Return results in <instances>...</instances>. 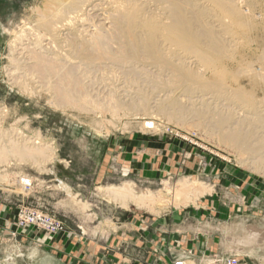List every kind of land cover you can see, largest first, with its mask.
<instances>
[{"label":"rangeland","instance_id":"rangeland-1","mask_svg":"<svg viewBox=\"0 0 264 264\" xmlns=\"http://www.w3.org/2000/svg\"><path fill=\"white\" fill-rule=\"evenodd\" d=\"M69 1L71 0H60L61 4L51 5V8H61L63 5H67ZM138 1L142 4L140 5ZM138 1L136 0L137 6L139 9L142 8L140 10L143 12L141 14L144 18L151 16L153 22L155 20H165L166 22L165 15L162 14V7L156 11L150 4H146V0ZM235 2L237 3L235 4ZM210 3L211 0H207L200 5L201 7H198L204 8L203 22L205 21L207 25L210 24L208 28L214 31L216 35L218 34V39L221 36V40L229 44H217L218 48H223L222 53H225L221 55V62H219L227 66L223 79H218L213 75L212 77L210 75L212 73H206L204 70H202L204 73L201 72V76L194 75V73H198L196 67L190 65L191 68L188 65V75L170 73L172 75L170 76V74L161 73V76V74L158 75L149 71L148 74L150 75H147L144 71L139 73L141 75L137 73L135 80L122 70L118 71L119 68L116 66L106 65L105 69L90 71V75L88 74L89 71L82 72L84 95L87 97L90 94L87 98L93 100L91 103L93 107L90 106L91 104L86 98L87 101H77L79 103L78 108V103L75 106L55 104L57 101L55 100L54 103V100H51L54 95L51 98V94H47L36 86L37 84H34L35 87L28 84L27 90L24 91L25 87H23L20 78L19 80L16 78V76L22 77V75L18 71L13 72L15 69H13L11 60L16 56L17 51H12L19 48V40L17 41L16 37L25 31L28 33L32 29L38 30L45 20L40 18L41 11H44L45 7L51 4V0H0V147L4 146L3 152L2 150L0 152L1 157L7 156L4 162L1 161L3 159L0 157V264H129L126 260H130V263L135 261L141 264H152L151 259L154 258L157 242H153L148 234L145 235L147 241L142 239V236L138 234L139 229L147 228L148 224L159 223L167 217L183 216L192 211L202 212L205 216H210L211 209H216L221 217L225 214L227 219L222 224H226V231L233 232L234 229L239 231L244 225V229L242 228L243 243L240 246L243 249L255 247L253 244L251 245L249 239L250 236L253 238L256 234L252 228H264V218L260 220V224L253 225L248 211L253 204L252 202L256 201L255 199L264 198V163H262L264 162V154L261 150L256 149L261 144L260 141L262 140L260 139L264 138V135L261 134L264 129V119H262V117L264 118V83L258 80L256 85L252 76L264 74V0H232L230 2L240 14L243 22L241 28L231 26V28L233 27L231 35H222L220 29L215 28V25L213 26L215 24L212 21L213 18L220 20L229 14L223 13V9ZM203 5L204 7H202ZM149 7L152 9L150 13L146 12ZM212 10L215 12L213 13ZM145 12L148 13L146 15L148 17L145 16ZM193 12H189L191 17ZM213 14L218 17H214ZM105 16V14L101 15L97 17L98 19L94 18L95 20L92 16V19L90 18L91 20L86 24L94 27L95 24L105 23ZM193 25L196 27L194 31H200L198 36L201 40V46V43L207 42L208 30L198 24ZM233 43L234 45H232ZM229 54H231L230 59ZM232 59H235L234 61L237 63H234ZM252 65L253 67H251ZM106 70H108L107 75L105 74ZM111 70L114 71L112 72L114 75ZM251 71L253 72L251 73ZM10 73L15 77L14 80H11ZM110 73L112 77L108 76L111 75ZM196 75L198 77H195ZM160 76L161 78H159ZM187 76H190L189 79ZM202 76L204 79L201 80ZM137 77L142 80L141 84H139L140 81ZM164 77H166L165 80ZM178 77H180V81ZM191 77H194L195 80ZM84 80L87 84L84 83ZM189 81L190 83L192 81L191 85ZM218 81L220 84L217 83ZM99 82L102 83L99 84ZM129 82L134 85H130ZM160 86L163 87L160 88ZM209 86L213 87L209 89ZM131 88L135 90L133 91ZM237 88L250 96L251 100L246 96L242 97V101L233 99L231 96L233 92L231 91ZM118 89H122L121 93ZM124 89H127L125 90L126 93L123 92ZM99 90H102L101 93ZM117 90L120 95L125 93L129 98L121 100L124 101L119 106L120 111L121 109L122 111L120 113L118 109L115 110V112L117 111L116 115V113L111 114L110 106L109 109L107 108L110 100L108 99L107 102V98H110V95H116L117 98L121 99ZM229 91L230 94L226 95ZM106 92L110 93L106 94ZM139 92L142 96L146 94L144 97L149 99L147 102H150V108L146 111H140L136 108L134 110L136 113H133L134 111L132 112L130 106L134 102L138 104L141 96ZM143 92L146 93L143 94ZM95 98L96 101H94ZM161 98H167L165 99L167 101L162 103L167 105L165 114L158 112L159 107L162 106L153 105L154 99L159 101ZM128 99H131V103ZM100 100L101 103L98 102ZM102 100L106 102H102ZM97 102L101 104V107ZM170 102H176V104L169 106ZM241 103L243 106H240ZM228 104L231 110L228 108ZM174 107L175 109H173ZM258 107L259 110H257ZM129 108L130 111H128ZM180 108L184 109L185 112ZM125 109L127 111H123ZM139 111L144 115L140 114ZM102 112L104 113L101 115ZM137 113L138 115H136ZM225 113L226 116L231 117H225ZM260 117L261 120L259 121ZM220 118L232 120H227L228 122L219 125L217 122L221 120ZM259 126L262 127L260 130L258 129ZM230 127L231 129L232 127L238 129L243 134H248V132L254 134L253 144L250 140V143L245 145V147L252 145L246 150L247 152H244L245 149H241L239 145L225 139L223 131L234 132V130L230 131ZM14 136L16 137L14 138ZM22 141L26 144L28 142V144L25 145ZM9 142L13 144L11 145ZM138 142H148L146 146H151L149 143H164L166 148L168 147L167 156L171 153L172 164H175V166L169 164V167H175V169L161 170L159 164H156L151 171L143 167L140 158L136 161L137 163L133 162L127 151L129 152V148H134L133 146H136ZM256 142L260 143L257 145ZM21 144L28 151L23 149ZM32 147L42 148L43 154H39V156L34 152L33 155L26 156L31 154ZM10 148L12 153H9ZM29 148L31 149L29 150ZM138 148L137 145L136 149ZM254 149L258 152L257 154ZM6 150L10 155H7ZM18 150L21 152L23 150V157L18 156L22 154H15L14 151ZM248 152L249 154H247ZM3 153L5 154L3 155ZM254 154L256 157L261 156L256 159L255 156L253 158ZM44 157H47L46 160ZM174 157L177 160L174 161ZM251 157L255 160L253 161ZM5 162L6 164H4ZM163 163H167L166 159L163 160ZM21 179H27L29 183L25 185ZM180 181L201 183L210 187L211 192L198 198L194 204L189 203L180 206L178 203L172 202L173 191L178 188ZM124 183L133 184L132 190L135 194L150 192L153 197L166 200V208L155 213H149L147 208L138 207L131 202L124 206L108 193V189L111 187L118 188ZM222 208L226 211L224 212ZM29 216H37L44 222H50L51 226L37 222L31 223L28 219ZM226 237L228 238L227 241L231 243L228 234ZM147 244H152V247L147 246ZM233 246V243L228 245L231 249ZM155 258L158 256L156 255ZM235 259L237 264L241 263L238 258L235 257ZM184 260L194 264L192 261ZM224 261L225 259L220 260L216 264Z\"/></svg>","mask_w":264,"mask_h":264},{"label":"bare ground","instance_id":"bare-ground-1","mask_svg":"<svg viewBox=\"0 0 264 264\" xmlns=\"http://www.w3.org/2000/svg\"><path fill=\"white\" fill-rule=\"evenodd\" d=\"M205 1H207V0H146V4H150L152 6V8L156 9V11L159 10L158 9L159 7H162L161 8V9H163L162 14L165 15L164 18L166 19V22H165V20H163V21L162 20H160V21L159 20L158 21L155 20L153 22L151 20L152 18H150L151 16L150 17L146 16L148 14V13L146 14V12L150 13L152 11V9H150V7L148 9L146 8L147 11L144 14L148 18H144L143 14H141L143 12H141V10H140L142 8H140V9L138 8L136 0H71L65 6L62 4L63 7H61V8H59V7L51 8V5L61 4L60 0H51V4L46 6L44 11H41L40 18H42V20L43 19H45V20L43 21V24L40 25L38 30L37 29H32V28H31L32 30H30V28H29L30 32L25 33L27 31L24 30L25 32H22L21 34L19 33L20 36L18 34L19 37H16L17 41L19 40V44H18L19 48L15 49V51L14 50L12 51V52H16L17 51L15 53L16 56H14L12 58V60H11L12 63H13V66H14L13 69H15L13 72H17L18 71V73L22 75V77H17L16 76V78L18 80L20 78L21 83L24 85L23 87H25L24 91L27 90L26 86L28 84L30 86H32V85L34 86V84H37L36 86H38L40 89H42L45 92H47V94H51V98L53 97L52 95H54V98L51 99V100L52 101L54 100V103H55V100H56L57 102L55 104H59L61 106H65V105H69V106L73 105V106H75V104L78 103L77 101H87L85 99L88 96H90V94L87 97H86V95H84V91H83L84 90V88H83L84 86L82 84L83 83L82 82L83 78L81 79V76L83 74L82 72L86 73V72L89 71L88 74L90 75V71L93 72V71L101 70L103 68L105 69L106 65L116 66L117 68H119L118 71L122 70L125 74L130 76L132 79L136 78L137 73L139 74V73L144 72V71H145V73H147V75H150V74H148V71L151 72V73H156L158 75L161 74V73H164L165 75L166 74H170V73H172V74L173 73L174 74L178 73V74H182V76L183 75H188L189 74V72L187 71V68H189L188 65L196 67V71L198 73H194V75L195 74L200 75L201 72H203L202 70H204V71H206V73L207 72L212 73V74H210L211 76L213 75V76H215L218 79H223V75L227 71V68H226L227 66H224L222 63H219V62H221V57H222L221 55L224 52L222 53L223 48H221V49L218 48L217 44L218 43L228 44V43L223 41V40H221V38H222L221 36L218 39V37H217L218 34L216 35V33L214 31H212L211 29L208 28V26L210 24L207 25V23H205V21L203 22L204 13H205V12H203L204 8L202 9V8H199L198 6H200L201 4H204ZM231 1L232 0H211L212 4H214L215 6L219 7L220 9H223V13L229 14L227 17H225L223 19L220 18V20H215L213 18V20H212L215 23V24H213V26L215 25V28L218 27L220 29V31L222 32V35L223 34L224 35H229V34L231 35L232 34L231 33L232 32V28H233V27L231 28L232 25L233 26H238L239 28H241V26L243 25L242 18L240 16V14L235 10V8L232 7L233 5L230 3ZM238 2H240V1H238ZM236 3L237 2H235V4ZM139 4H140V2H139ZM140 5H139V7H140ZM206 5H205V7H206ZM214 5H212V6H214ZM144 7H145V5H144ZM202 7H204V5ZM198 8H199V10H198ZM210 8H211V6H210ZM215 8L216 7H214V9ZM216 10H217V8H216ZM189 12H193L192 13L193 14L192 17H191V14L189 15ZM212 12H213V10H212ZM104 14L106 15L105 16V23H103V22L101 23L100 22L101 24H99V25L95 24L94 27L89 26V25L86 24L87 22L89 23V20L92 19L91 18L92 16H93V19L94 18L98 19L97 17H100L101 15H104ZM159 15H161V13H159ZM156 16H158V15H156ZM222 16H223V14H222ZM154 17H155V15H154ZM214 17H218V16H216V14H215ZM160 18H161V16H160ZM243 19L245 20V18H243ZM42 20H41V22H42ZM106 20H107V22H106ZM39 21H40V19H39ZM97 21L98 20H96V22ZM98 23H99V21H98ZM193 24H198L201 27L206 28V30H208V32L206 31L207 35H208L206 37L207 42L205 44L201 43V46H200L201 40L199 39V36H198L200 31H197V32L194 31L196 29V27ZM229 38H231V37H229ZM232 41H233V38H232ZM234 43H236V42H234ZM234 43L232 45H234ZM13 48H15V47H13ZM12 54L14 55V53H12ZM230 55L231 54H229V56ZM230 58H231V56L229 57V59ZM223 59H224V57H223ZM235 62L236 61H234V63ZM185 65H186V68H185ZM251 67H253V65ZM251 67H249V68H251ZM259 67H261V66H259ZM249 68H246V69H249ZM107 71L108 70L105 71L106 75H107ZM246 71H248V70H246ZM253 71H251V73ZM112 72H114V71L111 70V73ZM99 74H101V72H99ZM112 74L108 75V76L112 77ZM96 75H98V74H96ZM96 75H95V77H96ZM117 75H118V73H117ZM119 75H121V74H119ZM139 75H141V74H139ZM124 76L125 75H123V77ZM161 76H162V74H161ZM161 76L159 78H161ZM170 76H172V75L170 74ZM10 77L12 78L11 80L15 79V77H13V74H11ZM121 77H122V75H121ZM151 77H152V75H151ZM189 77H188V79H189ZM195 77H198V76L196 75ZM202 77H201V80L204 79V77L203 78ZM252 77H253L254 83L256 85L258 84V82H257L258 80H261L264 83V74L254 75ZM92 78H94V77H92ZM98 78L101 79L100 77H98ZM147 78H148V76H147ZM165 78L166 77H164V80H165ZM168 78H171V77H168ZM179 78L180 77H178V80L180 81L181 79H179ZM99 79H98V81H99ZM113 79H115V78L113 77ZM116 79H117V77H116ZM132 79H130V81ZM138 79L140 81L139 84H141L142 80H140V77ZM174 80H175V78H174ZM174 80H172V81H174ZM193 80H195V79H193ZM89 81H91V80L89 79ZM92 81H93V79H92ZM127 81H129V80H127ZM157 81L159 82V80H157ZM210 81H211V79H210ZM17 82H19V81H17ZM103 82H104V80H103ZM161 82L163 83V80ZM206 82H207V80H206ZM84 83H85V80H84ZM101 83L99 82V84H101ZM122 83H124V82L122 81ZM143 83H145V82H143ZM189 83H190V81H189ZM217 83L220 84L219 81ZM221 83H223V82H221ZM263 83H261V84H263ZM14 84H16V83H14ZM14 84H13V86H14ZM85 84H87V83H85ZM131 84H133V83H130V85ZM147 84H148V81H147ZM147 84H145V85H147ZM191 84H192V81H191L190 85ZM202 84H204V83H202ZM208 84H209V82H208ZM115 85H116V83H115ZM135 86H136V84H135ZM143 86H144V84H143ZM149 86H150V84H149ZM194 86H195V84H194ZM213 86H209V89H210V87H213ZM92 87H95V86H92ZM111 87H108V88L110 89ZM119 87H121V86H119ZM162 87L160 86V88H162ZM168 87H170V86H168ZM171 87H172V83H171ZM173 87H175V86H173ZM98 88H101V87H98ZM204 88H205V85H204ZM206 88H207V85H206ZM131 89L133 90V88H131ZM138 89H140V88H138ZM141 89H143V88H141ZM118 90L121 93L122 89H118ZM118 90H117V93H118ZM125 90H127V89H124L123 92H125ZM149 90H151L150 87H149ZM95 91H96V89H95ZM101 91H100V93H101ZM231 92H233L232 95H231L233 99H237V100L240 99L241 100L243 96H246L247 98H249V100H251L250 96H248L247 94L242 93L239 88H237V89H235V90H233ZM24 93H26V92H24ZM108 93H110V92H106V94H108ZM125 93H123L121 95L118 93L119 97H121V99L117 98L116 95L112 96V95L109 94L111 96V97L109 96L110 98H107V102H108V99H110L109 100V105L107 104V106H108L107 107L105 105L106 104L105 103L104 106H106L108 109H109V106H110V109L112 111L111 114L116 113V115H117V111L115 112V110H117V109L121 113L122 109L120 111L119 106H121L123 104V102H124V101H121V100L122 99L125 100V98L128 97ZM145 93L143 92V94H145ZM220 93H221V91H220ZM27 94H29V93H27ZM150 94H151V92L149 93V95ZM227 94L229 95L230 91L227 92L226 95ZM140 95H141V93H140ZM149 95H147V96L149 97ZM223 95H225V94H223ZM104 96H106V95H104ZM129 96H130V94H129ZM144 96H142V95L140 96L138 104L137 103L135 104V102L132 103V105L130 104L132 112L136 108L140 109V111L141 110H145L146 111V110H148L150 108L149 107L150 102L148 103L147 102L148 98H146ZM210 96H213V95H210ZM99 98H98V100H99ZM131 98L133 99V97H131ZM101 99H103V98L101 97ZM157 99L153 100V105L156 106V107L157 106L158 107L162 106V107H159V111L158 112H160V114L161 113L165 114L167 105L165 106V104H162V103H165L167 101L165 99H167V98H161V100H159V101H157ZM128 100H130V103H131V99H128ZM168 100H169V96H168ZM256 100H258V99H256ZM92 101L93 100L90 99L88 101V103L91 104ZM94 101H96V98H95ZM134 101H136V100H134ZM223 101H224V99H223ZM229 101H231V100H229ZM98 102L101 103V100L98 101ZM102 102H106V101L102 100ZM232 102H234V101L232 100ZM83 103H85V102H83ZM100 103H98V104H100ZM85 104H87V103H85ZM175 104H176V102H170L169 106H172V105H175ZM232 104H234V103H232ZM241 104H240V106H243V104L242 105ZM246 104H248V103H246ZM246 104H244V105H246ZM127 105H129V104H127ZM52 106H54V105H52ZM80 106H81V104H80ZM90 106L93 107L92 104ZM99 106L101 107V104ZM169 106H168V108H169ZM65 108H67V107H65ZM78 108H79V103H78ZM168 108H167V110H168ZM223 108H225V107H223ZM223 108H222V110H223ZM228 108H229V104H228ZM231 108H232V106H231ZM75 109L77 110L76 107H75ZM84 109H82V110H84ZM173 109H175V107ZM180 109H182V108H180ZM240 109H241V107H240ZM96 110H97V112H99L97 108H96ZM182 110H184V109H182ZM257 110H259V107L257 108ZM100 111H102V110H100ZM123 111H127V110L125 109ZM128 111H130V108H129ZM140 111H139V113L143 114ZM238 111L239 110H237V112ZM104 112H102L101 115ZM177 112H178V110H177ZM183 112H185V110ZM234 112H236V111H234ZM99 113H98V115H99ZM106 113H108L107 110H106ZM133 113H136V112L134 111ZM180 113H182V112L180 111ZM238 113H240V112H238ZM238 113H237V115H239ZM235 114H234V116H235ZM257 114H258V112H257ZM136 115H138V113ZM174 115H175V113H174ZM226 115L227 114L225 113V117H228ZM229 115H230V112H229ZM170 116H171V113H170ZM170 116H168V117H170ZM180 117H182V116H180ZM220 117H222V116H220ZM229 117H231V116H229ZM244 117H243V119H244ZM228 118H223V119L220 118L221 120L219 121V119H218L219 122H217V123L219 125H222L227 120L228 121L230 120ZM256 119H257V117H256ZM262 119H264V118L262 117ZM180 120H182V119H180ZM260 120H261V117H260L259 121ZM251 122L256 123L255 121H251ZM259 123H261V122H259ZM240 127H242V126H240ZM243 128H244V126H243ZM260 128H262V127L259 126L258 129L260 130ZM221 129H222V127H221ZM223 129H224V127H223ZM246 129H248V128H246ZM232 130H234V132H232V133H230L228 131H223L225 133L224 134L225 135V139H227L230 142H233L234 144L239 145V147L241 149L242 148H243V150L245 149L244 152H247L246 150H248V148L250 146H252V145H248L247 147H245V145L250 143V140H251V142L253 144V136H254V134L249 133V132H248V134H246V133L243 134V133H240L238 131V129H233V127L231 129V127H230V131H232ZM261 134H262V136L264 135V129L261 132ZM224 135H221V136H224ZM15 137L16 136H14V138ZM256 138H258V137H256ZM263 139H260V140H262V141H260L261 144H260L259 148L257 147L256 149L257 150H261V152H263V154H264V140ZM10 142H9V144L12 145L13 143H10ZM14 142H16V141H14ZM28 142H29V140H28ZM28 142H27V144H28ZM260 142H258V143H260ZM22 143L27 145L26 142L24 143L22 141ZM34 143H36V142H34ZM258 143L256 142L257 145H258ZM9 144H7V145H9ZM14 146H17V145H14ZM3 147L2 146L0 147L1 148L0 151L2 150V152H3ZM21 147L23 149L27 150V148H25V146H22V144H21ZM34 147H32V149L29 148V150L31 149V151H30L31 154H28V152H27L28 150L27 151L24 150V152H26L28 154L26 156L33 155L34 152L37 153V155L43 154L42 153V151H43L42 148L39 149L38 147L37 148H34ZM237 148H238V146H237ZM251 149H253V148H251ZM10 150H11V148H10ZM15 150H17V149H15ZM18 151H14L15 154H17V153L22 154V155H18V156L19 157H21V156L23 157V153H22L23 150H22V152L21 151L18 152ZM10 152L12 153V150L9 151V153ZM6 153H7V150H6ZM9 153H7V155ZM26 153H24V154H26ZM252 153H254V152H252ZM255 153L257 154L258 152H256V150H255ZM4 154L5 153H3V155ZM247 154H249V152ZM256 154L253 155V158H254V156L256 157ZM44 155H47V154H44ZM12 156H15V155L13 154ZM259 156H261V155H259ZM0 157H1V152H0ZM2 157H1V159H3V160H1V159L0 160L2 162H4V159L7 156L3 157V158ZM35 157H37V156H35ZM41 157L43 158V156H41ZM258 157H256V159ZM30 158H33V157L30 156ZM38 158H36V159L38 160ZM46 158L44 157L45 160H46ZM253 158L251 157V159H253ZM263 158H264V156H263ZM34 160H35V158H34ZM254 160L255 159H253V161ZM1 161H0V164H1ZM5 161H7V160H5ZM256 161H259V160H256ZM262 161H263V159L261 160V162ZM251 162H252V160H251ZM262 163H264V162H262ZM4 164H6V162ZM21 182L23 184H25V185H27L29 183V181L27 179H21ZM133 187H134L133 184L124 183L122 186H120L118 188L111 187L110 189H108V193L111 194L112 198H114L115 200L120 201L124 206H126L125 205L126 203L131 202V203H133V205L135 204L138 207H142L143 206V207L147 208V210H149V213H151V212L155 213V212H157V211H159V210H161L163 208H166L165 207L166 206V204H165L166 200L163 201L164 199H160L159 197L155 198V196L153 197V195L150 192H145V193H142V194H139V195L135 194L133 192V190H132ZM210 192H211V188L206 186V185H203L201 183L200 184L199 183L198 184L197 183L194 184V183L187 182V181H180L178 183V188L173 191L174 195H173L172 202L178 203V205H180V206L181 205L184 206V205H187L189 203L194 204L195 201L198 198H200L201 196H203L206 193L209 194ZM156 195H158V194H156Z\"/></svg>","mask_w":264,"mask_h":264},{"label":"crops","instance_id":"crops-1","mask_svg":"<svg viewBox=\"0 0 264 264\" xmlns=\"http://www.w3.org/2000/svg\"><path fill=\"white\" fill-rule=\"evenodd\" d=\"M147 143L138 142V149H136V145L133 146L134 148H129V152L126 150L133 162L140 158L143 167L151 171L156 164H159L161 170L175 169V167H169V164H172V154L167 156L168 147L166 148L164 143H149L151 146H146ZM165 159L168 164L163 163ZM175 160H177L176 157H174ZM172 165L175 166V164ZM255 200L248 212L253 225H258L261 223L260 220L264 218V198ZM222 209L224 212L226 211L224 208ZM226 219L225 214L223 217L219 216L216 209L210 210V216H205L202 212L192 211L183 216L167 217L159 223L148 224L147 228L139 229L138 234L145 241H147L145 235L148 234L153 242H157L154 258L151 259L152 264H172L178 259H186L194 264H216L220 260L235 257L241 261L240 264H264V228H252L256 234L253 238L250 236L249 239L251 245L253 244L255 247L243 249L240 245L243 243L242 228L244 225L239 231L234 229L233 232L228 230L227 232L225 230L226 224H222L225 223ZM226 233L234 245L233 249L228 247L231 243L227 241ZM254 242L256 243L254 244ZM144 245L146 246L145 243ZM147 246L152 247V244H147ZM156 255L158 258H155ZM126 262L141 264L135 261L130 263V260H126Z\"/></svg>","mask_w":264,"mask_h":264},{"label":"built area","instance_id":"built-area-1","mask_svg":"<svg viewBox=\"0 0 264 264\" xmlns=\"http://www.w3.org/2000/svg\"><path fill=\"white\" fill-rule=\"evenodd\" d=\"M29 221L31 223H40V224H45L46 226H51L50 222H44L43 220H40L39 217H35V216H29L28 217ZM172 264H190V263H187L185 260H181V259H178V260H175L173 261ZM219 264H237V260L235 258H229V259H226L224 262L222 263H219Z\"/></svg>","mask_w":264,"mask_h":264}]
</instances>
